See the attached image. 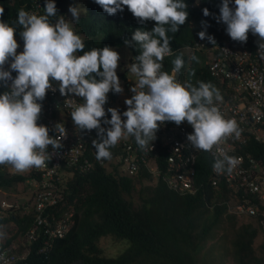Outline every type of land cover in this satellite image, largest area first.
I'll return each mask as SVG.
<instances>
[{"label": "clouds", "instance_id": "obj_1", "mask_svg": "<svg viewBox=\"0 0 264 264\" xmlns=\"http://www.w3.org/2000/svg\"><path fill=\"white\" fill-rule=\"evenodd\" d=\"M94 2L109 15L123 11L127 6L139 23L149 19L156 22L150 30L137 28L132 32L131 40L125 38L126 45L139 48L135 58L131 52L129 60L123 62L125 71H116L120 53L112 47L117 46L93 47L81 54L80 50L85 49V38L73 29L65 16L57 15L56 0H45L44 14L36 11L37 15L21 8L14 23L0 19V87H5V91L0 92V167L11 173L29 172L23 185L28 184L32 204L35 203L37 184L41 180L38 179L40 167L52 156L49 146L52 150L60 148V140L66 134L60 123L55 125L56 136L48 126L37 123L42 111L41 102L48 90L55 91L52 81H58L62 96L75 94L82 98L83 102L74 106L66 100L65 106H71L70 116L77 128L97 130L98 139H93L92 145L96 159H104L103 165H108L112 155L110 149L122 138L132 136L136 144L145 149L138 154L154 176L152 181L162 180L166 186L174 187L167 180L169 174H162V171H168L167 167L157 168L154 154L147 151L156 150L154 140L161 127L168 156L171 137L184 143L186 155L194 153V162L182 173L183 178L176 179L175 188L183 194H195L199 190L197 179L202 176L198 175V165L206 152L211 161L208 182L221 191L215 193L212 200L223 203L226 212L238 220L250 218V221L243 222L258 226L264 235V199H257L252 193L244 194L242 188L235 190L217 173L231 172L239 155L246 158L250 154L257 160H264V146L249 137L239 139L237 121L225 118L222 112L231 93L225 88L233 81L229 70L233 66L243 69L249 62L254 68L264 64V0H221L216 19L222 23L217 39L207 34L208 25L204 20H193L194 40L183 48L190 51H173L167 35L168 32H177L185 23L188 16L186 0ZM68 10L73 18L79 19L81 11L78 6L70 5ZM3 11L0 7V16ZM202 11L204 16L210 14L208 8ZM200 22L204 28L199 26ZM18 28L20 37L15 38ZM229 51H236L239 55L228 61ZM178 52L186 53L191 60H198L195 55L191 57V53L203 56L216 86L210 81L199 80L193 84L184 78L179 70L185 61L177 55ZM174 54L177 56L173 65L166 70L163 59L165 61ZM122 73L126 77H122ZM120 81L126 90L131 88V92L128 93L130 98L124 101L128 107L118 110L115 105L124 106L119 98L122 91ZM110 90L116 93V97L105 105ZM102 124L110 127L105 128ZM225 140L231 144L228 154L218 147ZM244 198L250 200L256 213L236 211L235 206ZM58 200L61 202L63 196L57 197L52 205ZM21 207L29 210L28 204L16 207L13 203L8 206L0 203V214L9 215L8 209ZM34 209L38 213L34 215L32 225L17 238L11 239L14 231L10 236H4L0 231V264L25 260L38 241L40 252L51 251L75 223L74 210L61 217L53 214L50 219L44 214L50 213L48 206L39 210L36 204ZM9 225L14 224L10 222Z\"/></svg>", "mask_w": 264, "mask_h": 264}, {"label": "trees", "instance_id": "obj_2", "mask_svg": "<svg viewBox=\"0 0 264 264\" xmlns=\"http://www.w3.org/2000/svg\"><path fill=\"white\" fill-rule=\"evenodd\" d=\"M69 2L70 0H56L57 15H63L67 19ZM186 3L188 16L185 23L179 26L177 32L167 33L173 51H185L183 48L193 42V20H204L208 25L207 34L212 35L215 40L221 28L222 22L216 19L221 0H186ZM87 4L86 16H80L74 22V30L85 38V49L80 50L81 54L93 47L126 45L125 38L131 40V34L137 28L150 30L156 23L150 19L139 23L127 6H124L123 11L118 10L109 15L94 0H87ZM44 5L45 0H0V7L4 9L0 19L14 23L17 11L21 8L44 14ZM204 8L209 9L208 16L203 15ZM51 19L54 20L55 17ZM19 31L18 28L15 38L20 37ZM127 46L135 58L139 48ZM178 53L185 61L179 70L184 78H188L193 84L199 80L210 81L216 86L203 56L191 53V57L195 55L198 58L191 60L186 53ZM177 55H171L165 61L163 59L166 70L173 65L172 61ZM121 76L126 77V74L122 73ZM3 91L5 87H0V92ZM107 96L105 105L108 100H115L116 93L110 90ZM55 114L66 115L65 112ZM110 116L111 114L108 115L109 119ZM101 126L110 127L105 124ZM87 134L93 139L98 137L96 129ZM154 141L156 150L147 151L154 154L157 168H168L169 156L164 144L165 133L161 127ZM144 150L129 136L119 140L110 149L112 155L108 165L96 161L88 171L73 168L74 171L65 177L64 183H58L63 200L49 205L50 213H44L53 219V214L61 217L74 210L75 223L71 231L66 237L59 239L47 253L40 252V242H35L28 257L15 264H221L220 259L208 257L212 254L213 245L206 248L208 241L219 234L217 230L230 233V239L220 244L224 253L235 264H264V240L258 249L255 247L260 228L251 222L239 223L235 216L226 212L223 203L212 200L214 194L221 191L208 182L211 161L206 152L198 165V175L202 176L197 179L199 190L195 194H183L175 187L166 186L162 180L151 184L154 176L150 174L144 160L137 157V153ZM134 162L137 163V170L133 173L129 165ZM28 173H11L0 167V189H16L19 183L27 179ZM162 174L169 172L164 170ZM38 179L42 177L39 176ZM24 186L26 189L29 187L28 184ZM31 198L33 201V197ZM32 201L26 202L29 210L21 207L8 209L9 215L0 214V231L3 230V225L8 226V230L14 231L11 238L14 239L32 225L34 215L38 213L34 209L36 202L32 204ZM10 222H13V227L9 226ZM103 237L126 239L130 244L119 254L106 256L99 245Z\"/></svg>", "mask_w": 264, "mask_h": 264}, {"label": "built area", "instance_id": "obj_3", "mask_svg": "<svg viewBox=\"0 0 264 264\" xmlns=\"http://www.w3.org/2000/svg\"><path fill=\"white\" fill-rule=\"evenodd\" d=\"M20 45V51H22V39ZM238 55L236 51H232L227 60L232 61ZM222 65L225 66V62ZM229 72L233 81L228 82L225 88L229 89L231 93L222 112L225 114V118H234L237 121L240 129L239 139L246 140V137H249L264 146V64L260 65V68H254L249 62L245 68L233 66ZM226 75L229 76L228 72ZM58 84V81H52L55 91L48 90L46 92L45 98L41 102L42 111L37 123L48 126L51 132H55V125L60 123L65 127L66 134L60 140L61 147L56 150L50 149L52 156L43 167H40L42 179L37 184L38 189L35 196L39 210H44L57 201V197L61 196L58 183L63 184L65 177L74 171L73 168L84 172L92 169L96 161L100 164L104 162L103 158L97 160L94 155L93 138L87 134L93 132V129L81 130L77 128L70 116L71 106H65L66 100L69 105L74 106L82 103V98L75 94L62 96ZM56 112H65L66 115L58 116L55 114ZM94 139H98V137L95 136ZM169 143L171 148L167 180L171 185L177 187L176 179L183 178L182 173L187 171L189 165L194 162V153L186 155L183 151L184 143L178 139L171 137ZM218 147L227 154L231 151V144L228 143V140L221 142ZM262 152L264 154V151ZM236 158H238V162L231 172L217 173L235 190L242 188L244 194L252 193L255 198L264 199V164H262L264 160L262 158L261 161L257 160L250 154H247L246 158L241 155ZM129 166L131 172L134 173L137 170V163H130ZM235 209L238 212L256 213L255 207L250 204V200L247 198L240 199Z\"/></svg>", "mask_w": 264, "mask_h": 264}, {"label": "rangeland", "instance_id": "obj_4", "mask_svg": "<svg viewBox=\"0 0 264 264\" xmlns=\"http://www.w3.org/2000/svg\"><path fill=\"white\" fill-rule=\"evenodd\" d=\"M78 6L80 8L81 11V15L80 16H86L87 14V9H88V4H87V0H71L69 2L68 5V9L69 6ZM69 20L71 26L73 27V29H75V18L72 17L71 13L69 12V10H67V19ZM199 26H201L202 28L205 27V25H203L201 22L199 23ZM19 45V43H18ZM115 48L119 53H120V60L118 63V67L116 69V71H125L123 62L125 60H129L130 56H131V50L127 45H122V46H117V47H112ZM17 50H19V47L17 48ZM185 51H190V49L185 48ZM121 83V87H122V91L120 92V100L124 103V106H121L120 104L115 105L114 107L117 108L118 110L121 108H127L128 106L125 104V99L126 98H130L128 96V93L131 92V88H129L128 90L125 89V87L122 85ZM151 184H156L155 181H151ZM32 191L28 188L26 189L25 186L23 185V183H19L16 187V189L14 190H3L0 189V203H2V205L4 206H8L9 203H13L16 207L18 205H22V204H27L28 201H32ZM27 202V203H26ZM10 214V213H8ZM243 221H250V218H239V223L243 222ZM11 227H13L12 225H9ZM6 227L8 226H4L3 230L1 232L4 233V236H10L12 234V230H8ZM217 233H219L218 235L213 236L211 241H208V243L206 244V248L209 247L210 245L212 246V254L211 256H208L209 259L213 258L215 260H219L221 261V264H235L234 260L226 255L224 253V251L222 250L221 244L222 243H226L227 239H230V233L225 231V230H217ZM264 240V235L263 233L260 231L258 237L255 239V247L258 249L260 243ZM17 243H22V241L20 240H13ZM129 241L126 239H115L112 237H103L100 239L99 241V245L102 247L103 252L106 256H111V255H116L119 254L120 252L124 251L128 246H129ZM214 264H216L214 262Z\"/></svg>", "mask_w": 264, "mask_h": 264}]
</instances>
